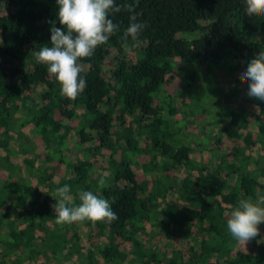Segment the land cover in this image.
I'll return each mask as SVG.
<instances>
[{"label":"trees","instance_id":"1","mask_svg":"<svg viewBox=\"0 0 264 264\" xmlns=\"http://www.w3.org/2000/svg\"><path fill=\"white\" fill-rule=\"evenodd\" d=\"M116 3L132 12L111 14L120 28L80 61L87 88L70 101L31 54L51 46L52 22L61 27L56 0H0V264H74L75 257L79 264H121L122 246L139 244L135 231L146 233L142 264H264V224L246 245L227 230L239 200L264 195V102L247 98L234 109L240 83H218L227 72L246 71L264 51V17H249L245 0ZM131 15L147 28L127 53L121 37ZM176 95L180 108L173 105ZM199 109L205 116L215 113L208 124L225 123L216 143L222 148L223 138L230 140L233 161L214 167L192 158L191 139L173 116L194 117ZM251 121L259 123L256 138ZM30 125L43 140L41 152L57 146L45 154L36 185L23 180L19 154L8 150ZM72 139L85 154L76 164L64 156ZM107 150L116 158L93 162ZM63 165L68 169L62 171ZM181 168L186 175L178 174ZM64 184L77 204L80 191H92L108 199L119 217L110 225L82 224L92 231L87 253L80 224L56 223L55 192ZM176 238L187 241L182 251L159 250L158 244Z\"/></svg>","mask_w":264,"mask_h":264},{"label":"clouds","instance_id":"2","mask_svg":"<svg viewBox=\"0 0 264 264\" xmlns=\"http://www.w3.org/2000/svg\"><path fill=\"white\" fill-rule=\"evenodd\" d=\"M58 22H52L50 45H44L31 53L37 63L47 66V71L61 86V95L75 101L87 88V81L81 76L84 65L95 50L108 43L120 28L110 18L122 10L132 12L128 4L118 5L116 0H56ZM249 17H264V0H245ZM146 23L137 22L136 15L130 16L128 27L121 37V46L127 53L138 46ZM242 83H248L247 96L264 102V51L248 62L247 69L240 75ZM105 180L99 181L102 188ZM57 199L54 213L58 225L83 224L84 222L112 224L118 215L112 210L108 199L92 191H80L79 203L68 184L56 189ZM264 224V195L241 199L232 208L227 220V230L240 244L246 245L260 235L259 225Z\"/></svg>","mask_w":264,"mask_h":264},{"label":"rangeland","instance_id":"3","mask_svg":"<svg viewBox=\"0 0 264 264\" xmlns=\"http://www.w3.org/2000/svg\"><path fill=\"white\" fill-rule=\"evenodd\" d=\"M242 73L243 72H238V71L233 72V73L227 72L226 77L221 76L218 78V83L220 87L226 88L228 87L229 84L235 83L237 81L240 83L239 100H237V104L233 107L234 109L239 108V107L241 108V101L243 99L249 98L247 96L248 83L247 82L242 83L239 78ZM43 90H44L43 87L40 88V91H43ZM180 103H182V101L180 97H177L176 95V97L173 99V105L175 107L180 108V105H181ZM228 104H224V106L228 108L229 106ZM191 108L192 107L190 106L189 111L191 110ZM81 111L82 110H79V112ZM199 111L200 109L198 110V112ZM199 114L194 117L187 116L185 113H180L178 115L173 116V120L176 121L177 125L182 126L183 128L185 127L183 134L187 135L191 139V141L189 142V146L192 147L193 149L192 158L195 161H199V162H201L203 159H206L205 162H207V164L214 165V167H216L217 165H222V163L226 161H229V162L233 161L231 160L232 154H233V145L230 142V140L226 137L223 138L224 140L222 143L223 145L222 148H220L219 145L216 143V138L220 137L223 133L222 128L225 126V123L221 122L220 124L222 125L218 127L212 126L211 124H208V123L210 122L211 119L215 117L214 115L215 113L213 114L211 112L209 113L208 116H205L203 114L199 115ZM203 125H205V130L203 131L204 134L202 133ZM258 128H259V123L258 122L255 123L254 121H251L249 130L255 136V138L259 136ZM23 131L25 134V138L23 139L20 138L19 140H15V142L13 141V143L9 145L8 150L10 152L19 154L17 160L15 161L16 166L19 169V175L23 176V180L31 179L32 183L36 185L38 181V177L41 176V172L39 171V169L42 168L43 162L45 160V154L47 153L50 154L51 152L53 153L54 151L52 150H54V147L56 148L57 146L52 145V149L42 150L41 152V147L40 149L38 148H39V144L41 146L43 145V140L41 139L39 142L37 133L33 130V126L30 125L29 127H25ZM205 140L206 142L204 143ZM70 143L71 144L69 146V150H67L64 154V156H68L67 158L69 159V162L72 164H76L79 160L85 159L84 152L81 151V149L75 147L74 139H72ZM35 147H36L35 151H32L33 148ZM1 152L3 155H6L4 151H1ZM101 154L102 155L99 154L95 158H93V162L97 161L98 163H107L111 159V157L116 158L115 156L116 154H114L113 150L103 151L101 152ZM31 160H34V161L31 163L30 162ZM162 160L163 159L159 157L158 161H162ZM54 164L56 163L54 162ZM61 168H62V171H65L66 169H68L64 165ZM94 171H96V169ZM99 172H101V170ZM185 172H186L185 168L178 169V174L180 176L186 175ZM62 173H65V172H62ZM235 183H236V176L233 175L229 180V184L233 186L235 185ZM45 190L47 191L48 189L43 187L42 191H45ZM170 201L175 203L178 208L180 209L184 208V204L178 201L175 197L173 196L170 197ZM47 221H50V220H47ZM50 222H47V228L53 229L54 226ZM79 230H80V236H81V245L84 249L83 253H87L89 249L93 248L90 241L88 240V238L92 235V231L82 224H80ZM145 234H146L145 232L135 231L134 238L138 240L139 244L135 242L134 247H131L130 244L122 246L123 248L122 251L125 254H123V256L120 257L119 259L121 264H142V257H141L142 249L141 248H142V243L143 242L145 243V240H144ZM101 242H105V239L104 238L101 239ZM186 243H187L186 240L176 238V239H171L170 241H163L160 244H158V247L161 252L171 253L173 250L182 251L186 247ZM73 263L79 264V259L75 257Z\"/></svg>","mask_w":264,"mask_h":264}]
</instances>
